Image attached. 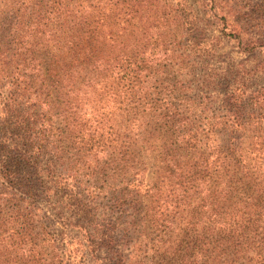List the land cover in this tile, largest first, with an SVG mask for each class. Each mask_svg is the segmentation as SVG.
Segmentation results:
<instances>
[{"label": "trees", "instance_id": "trees-1", "mask_svg": "<svg viewBox=\"0 0 264 264\" xmlns=\"http://www.w3.org/2000/svg\"><path fill=\"white\" fill-rule=\"evenodd\" d=\"M193 3L0 0V264H264V0Z\"/></svg>", "mask_w": 264, "mask_h": 264}, {"label": "rangeland", "instance_id": "rangeland-1", "mask_svg": "<svg viewBox=\"0 0 264 264\" xmlns=\"http://www.w3.org/2000/svg\"><path fill=\"white\" fill-rule=\"evenodd\" d=\"M206 1L207 0H188L189 3L194 2L193 6L196 9L200 7L199 5H204ZM220 52L225 54V56L227 55L229 59L234 61H242L246 67H252L258 61V55L233 52L229 46L222 47Z\"/></svg>", "mask_w": 264, "mask_h": 264}]
</instances>
